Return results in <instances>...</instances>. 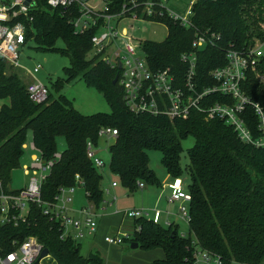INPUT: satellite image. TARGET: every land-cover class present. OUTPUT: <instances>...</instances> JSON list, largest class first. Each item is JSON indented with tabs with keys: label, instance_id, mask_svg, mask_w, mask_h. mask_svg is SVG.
Returning <instances> with one entry per match:
<instances>
[{
	"label": "trees",
	"instance_id": "1",
	"mask_svg": "<svg viewBox=\"0 0 264 264\" xmlns=\"http://www.w3.org/2000/svg\"><path fill=\"white\" fill-rule=\"evenodd\" d=\"M106 1L116 12L128 0ZM35 3L27 23L26 44L32 41L38 50L68 57L69 66L63 68L65 78H57L52 84L57 96L49 91L46 100L38 104L30 99L17 73H6L7 64L0 58V100L8 101L0 107L2 184L7 185L12 171L22 165L28 132L44 161L54 159L61 137L66 147L41 187L42 198L54 201L58 189L73 186L78 175L88 202L97 209L104 203L103 176L87 157L86 145L89 141L99 146L101 127L117 130L114 142L108 146V168L130 190L140 183H158L148 165L149 149L161 152L167 174L181 177L182 141L193 136L185 167L191 195L187 232L180 234L178 224L162 227L160 221L140 217L135 219L138 229L135 227L129 241L138 243L143 250L164 251V257L151 264H191V251L196 246L220 255L226 264L264 262V148L242 143L231 126L218 119L207 120L197 111L187 119L174 120L131 112L122 100L119 84L112 83L117 69L97 56L88 57L95 30L76 33L69 22L73 11L51 8L44 0ZM192 9L189 27L167 16L155 20L166 26L167 35L163 41L145 40L142 44L153 68H170L181 78L185 64L180 55L192 50L191 42L197 33H213V44L197 51V81L209 84V71L225 64L228 48L242 49L256 39L264 40V0H197ZM58 41H62V47L57 46ZM257 68L264 74V59ZM77 78L102 94L109 112L83 114L73 106L61 90ZM242 88L252 101L264 107V83L253 71ZM221 99L219 95L212 97V101ZM246 113L253 127L256 121L250 107ZM31 207L26 223L16 227L0 225V244L9 247L12 239L34 235L55 264H103L96 254L82 256L73 239L62 237L58 220L36 205Z\"/></svg>",
	"mask_w": 264,
	"mask_h": 264
},
{
	"label": "built area",
	"instance_id": "2",
	"mask_svg": "<svg viewBox=\"0 0 264 264\" xmlns=\"http://www.w3.org/2000/svg\"><path fill=\"white\" fill-rule=\"evenodd\" d=\"M44 1L51 8L73 11L69 22L76 33L95 30L91 37L92 56H97L112 69H117L116 77L122 90V100L131 112L164 115L174 120L187 119L193 111H197L207 120L218 119L231 126L242 143L264 148V107L252 101L242 88L248 73L254 71L264 59V40L256 39L242 49L228 48L225 51V64L208 73L211 83L200 85L196 78L197 51L213 44L215 34L197 33L194 36L192 50L180 55L185 69L179 78L170 68H153L142 48L145 39L137 40L132 33L118 27V23L126 18L155 21L164 16L189 27L193 16L192 7L197 0L189 1L184 15L170 10L167 7L169 0H128L116 12L110 10L106 0H102L101 9L91 6L90 0ZM35 5V0H0V58L8 66L20 67L19 54L21 47L26 44L27 23L31 20L30 12ZM40 69L41 65H36L30 72L38 73ZM26 90L30 99L38 104L44 102L49 93L44 84L36 82L26 85ZM215 95L222 99L212 101ZM248 107L256 121L253 127L248 123ZM117 134V130L111 127H101L98 131L100 139L107 137L113 142ZM31 148L36 153L31 155L30 164L23 166L24 175L29 176L27 185L11 190L8 184L3 185L0 181V225L16 227L26 223L32 210L31 205H36L51 219L60 222L62 237L75 241L77 238L93 235L97 230L96 208L89 203L77 209L75 212L78 215L74 216L67 207L71 202V194L75 188H82L83 181L75 175L73 186L60 187L54 201L44 200L41 187L50 174L54 161L60 158V152L54 153V159L44 161L33 143ZM96 148L98 147L87 142V157L98 169L105 163L96 156ZM111 185L117 186V182L114 181ZM168 188L171 190L169 201L189 203L191 200L181 177H173ZM179 213L187 222L189 210L181 205ZM124 216L137 219L147 216V213L128 210L124 212ZM151 219L158 223L159 211H155ZM129 237H121L119 233L108 234L104 241L108 244H120ZM7 247L0 244V264H42L51 259L49 252L40 258L44 245L34 235H28L22 240L12 239ZM190 259L191 264H226L220 255L199 246L192 249Z\"/></svg>",
	"mask_w": 264,
	"mask_h": 264
},
{
	"label": "rangeland",
	"instance_id": "3",
	"mask_svg": "<svg viewBox=\"0 0 264 264\" xmlns=\"http://www.w3.org/2000/svg\"><path fill=\"white\" fill-rule=\"evenodd\" d=\"M189 0H169L168 8L175 13L184 15L188 7ZM90 5L96 9L102 8V0H90ZM120 29H126L128 33H132L134 38L137 40H152V41H163L167 35V28L164 24L158 21H147L139 19L126 18L122 19L118 23ZM264 29V26H262ZM58 47H62V41L57 42ZM88 57H92V53L88 54ZM20 67H12L7 65L6 73L12 71L17 73L25 85L31 83H42L46 86L47 90L50 91L55 97V93L52 84L57 78H65L63 72L64 67L69 66V59L66 56L61 55L58 52L42 51L34 47L32 41L28 42L21 47L19 54ZM36 65H41V69L38 73L31 74L30 71ZM9 67V68H8ZM253 73L256 75L259 81L264 83V74L260 72L259 68H256ZM61 93L67 96L73 103V106L83 114H92L95 112H109L110 108L103 98L102 94L99 93L95 88L88 87L83 80L77 78L67 82ZM7 100H0V107ZM113 142L111 138L103 137L100 139V144L96 148V156L101 158L105 165L98 168L101 172L102 188L104 189L103 198L110 202V204H102V215L113 214L112 225L108 234L119 233L121 237L132 236L136 223L135 219L125 217L124 212L128 210L141 211L147 213L146 218L150 219L153 217L155 211L160 213V225L167 227L170 223L178 224V231L180 234L187 232V222L182 218L179 213L181 205L187 209L189 207L188 202H171L169 201L171 190L168 188V184L172 182L173 177L167 174V171L162 163V154L157 149H149L148 153V165L149 168L154 172L158 183L148 184L140 183L134 190H130L124 187L121 182L118 181L117 177L109 172V150L108 146ZM32 135L28 132L26 147L22 158V165L14 169L10 175V181L8 187L11 190L19 189L28 183L29 176L24 175V165H29L31 162V155L36 153L31 148ZM194 144L193 136H188L182 141V152L179 160V166L182 169L181 178L183 179L185 189L188 190L187 186L190 183V177L187 174L185 167L188 162V151ZM66 143L63 138H59L57 141V150L61 152L65 149ZM117 182V187H111L110 182ZM167 185V186H166ZM166 186V187H165ZM108 190V191H107ZM88 202L86 194L81 187L75 188L71 194V202L67 204L70 214L77 216L71 208H78L81 205H86ZM106 204V205H105ZM77 211V210H75ZM101 211V210H100ZM99 213V214H100ZM100 217V216H99ZM98 218V216H97ZM107 234L103 235V238ZM94 241L92 235H86L82 238L75 240L76 244L80 248V254L87 256L89 252L94 253ZM104 241V240H103ZM105 242V241H104ZM98 245V244H97ZM131 242L129 239H125L120 244H115L119 248L109 250L108 248H101L102 262L103 264H117L116 259L119 255L126 256L128 253H132L136 250H142L141 248H131ZM99 246V245H98ZM101 246V245H100ZM108 253L110 259L107 260ZM42 264H55L51 259H47Z\"/></svg>",
	"mask_w": 264,
	"mask_h": 264
},
{
	"label": "crops",
	"instance_id": "4",
	"mask_svg": "<svg viewBox=\"0 0 264 264\" xmlns=\"http://www.w3.org/2000/svg\"><path fill=\"white\" fill-rule=\"evenodd\" d=\"M99 144H100V142H99ZM112 182H114V181L110 182L111 187H113L111 185ZM117 186H114V187H117ZM104 203H106L108 205L110 204V202H108L107 200H104ZM88 204H89V202H87L86 205H81L78 208H71V209L75 212V210H77L81 207H85ZM95 211L97 213L98 218L96 217L97 230L92 235L93 240H95L94 241V247L92 248V250L94 249V253L89 252V254H96L102 260L103 256L101 253V248H104V249L108 248L109 250L115 249V251H116V249L119 250V248L116 246H112L115 244H108V243L103 241L104 240L103 235L104 234L108 235V233H109L108 231H110L109 229L112 225V218L114 217V215L113 214L102 215V213H100V212H102V206L100 208H97ZM115 234H117V233H115ZM115 234L113 233V234H109V235H115ZM137 248H139V247H137ZM109 256H111V255L108 253L107 260L110 259ZM163 257H164V251L161 248H154V249H150V250H143L142 249V250L133 251L132 253H128V255H126V256L121 257L119 255V258L116 259V262H117V264H151L154 260L162 259Z\"/></svg>",
	"mask_w": 264,
	"mask_h": 264
},
{
	"label": "water",
	"instance_id": "5",
	"mask_svg": "<svg viewBox=\"0 0 264 264\" xmlns=\"http://www.w3.org/2000/svg\"><path fill=\"white\" fill-rule=\"evenodd\" d=\"M116 82H117V77H115L113 79L112 83L115 84ZM130 246H131L132 249H135V248L138 247V243L132 242ZM48 252H49L48 249L44 247V249L41 252L40 258L46 256L48 254Z\"/></svg>",
	"mask_w": 264,
	"mask_h": 264
}]
</instances>
